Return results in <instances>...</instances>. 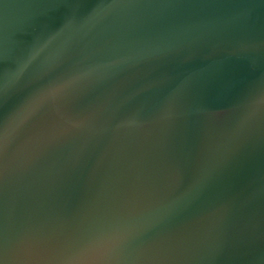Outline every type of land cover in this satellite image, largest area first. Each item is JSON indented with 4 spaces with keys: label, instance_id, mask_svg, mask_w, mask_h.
<instances>
[{
    "label": "water",
    "instance_id": "1",
    "mask_svg": "<svg viewBox=\"0 0 264 264\" xmlns=\"http://www.w3.org/2000/svg\"><path fill=\"white\" fill-rule=\"evenodd\" d=\"M0 264H264V0H0Z\"/></svg>",
    "mask_w": 264,
    "mask_h": 264
}]
</instances>
